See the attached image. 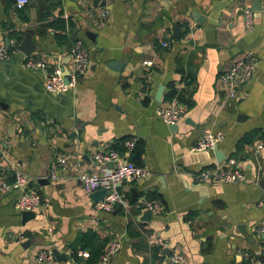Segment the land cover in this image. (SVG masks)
Returning <instances> with one entry per match:
<instances>
[{
  "label": "crops",
  "instance_id": "obj_1",
  "mask_svg": "<svg viewBox=\"0 0 264 264\" xmlns=\"http://www.w3.org/2000/svg\"><path fill=\"white\" fill-rule=\"evenodd\" d=\"M261 2L29 0L18 9L13 0H0L2 43L9 30L22 37L28 31L29 55L63 72L73 41L80 40L88 51L84 75L57 96L45 93L44 71L21 68L15 53L0 62V102L6 105L0 107V183L10 184L15 172L22 173L27 188L41 198L39 208L21 218L15 209L18 191L0 189V264H82L72 260L67 246L87 229L101 239L120 238L118 252L96 264H161L171 252L183 257L179 264H264L259 238L264 204H257L264 197L257 185L264 176V150L253 147L264 135V15L250 9ZM40 6H52L45 19L38 18ZM100 7L108 10L102 25ZM244 8L252 11L249 30ZM52 19L63 20L62 31L40 33ZM188 22L195 23L190 32ZM167 34L170 46L161 49L158 43ZM242 56L253 60V73L239 84L235 101L221 104L215 79ZM158 87L160 99L173 88L190 103L180 101L186 111L175 131L155 114ZM208 131L221 134L215 143L223 156L219 163L233 158L244 174L242 183L192 180L193 172L217 163L212 149L193 150ZM246 135L250 142H240ZM130 137L134 146L128 157L147 175L119 188L130 200L142 195L161 202L163 212L147 219L134 210L127 215L95 211L77 179L78 172L96 167L94 151L122 152ZM58 157L68 167L51 180L49 163ZM41 178L46 183H37ZM16 233L23 238L16 239ZM44 248H56L65 260L36 263L35 255Z\"/></svg>",
  "mask_w": 264,
  "mask_h": 264
},
{
  "label": "built area",
  "instance_id": "obj_2",
  "mask_svg": "<svg viewBox=\"0 0 264 264\" xmlns=\"http://www.w3.org/2000/svg\"><path fill=\"white\" fill-rule=\"evenodd\" d=\"M29 0H13L14 6L18 9L27 5ZM261 14L264 15V0L260 5ZM108 10L105 7L99 9L98 24L102 25L106 22ZM242 19L244 28L249 30L252 25V11L248 8L242 10ZM195 23L188 22L187 28L192 30ZM166 38L161 40L158 45L161 49H168L170 40ZM8 46L0 41V61H5L11 54H14L18 43L14 40H8ZM66 53L70 56V65L66 70V83L63 81V69L60 66L50 64L45 65V60L36 56H24L19 65L21 68L31 71L43 70V87L51 93H61L67 89H73L79 79L84 75L87 64L88 51L86 46L80 41H73L67 48ZM143 65H150V61H143ZM254 70V62L246 56L235 58L228 69L220 72L215 79L216 91L221 94V104L235 101L238 97L239 84L248 81ZM186 108L177 98V93L169 99H160L155 108L157 118L165 125L176 124L184 115ZM221 138L220 133L203 132L196 145L193 147L195 151L212 149L216 141ZM134 146V138L130 137L123 141L124 151L118 152L114 149L105 151H94L92 158L96 167L90 171H80L77 173V179L87 192L102 189L107 193L99 201L94 203V210L100 212H111L119 210L123 215H127L130 210L141 213L149 211L151 214H161L163 206L157 199H149L145 196H139L130 200L119 188L122 183H138L147 175V170L140 164H135L129 160V152ZM254 151L264 150V135L259 137L253 144ZM67 162L62 157H58L49 163V179L55 178V172L58 169H66ZM192 180L196 182L213 181L221 183H242L244 174L240 168L235 166V160L228 158L224 163H215L206 166L200 170L193 172ZM26 176L22 173L15 172L13 180L10 184L0 183V189L17 190L15 200V209L18 212L33 211L39 208L41 198L37 191L28 189L26 186ZM258 205L264 204V197L257 201ZM93 225H98V217L91 218ZM260 231L264 232L263 229ZM258 234V233H257ZM16 239H22V233L14 235ZM120 238L118 236H110L104 244L102 252L98 258L101 263L107 262L119 250ZM78 255L87 256L86 251H78ZM53 258L51 248H44L37 252L34 257L36 263H42ZM183 261V257L177 252L168 254L164 262L161 264H179ZM239 264V263H233Z\"/></svg>",
  "mask_w": 264,
  "mask_h": 264
},
{
  "label": "trees",
  "instance_id": "obj_3",
  "mask_svg": "<svg viewBox=\"0 0 264 264\" xmlns=\"http://www.w3.org/2000/svg\"><path fill=\"white\" fill-rule=\"evenodd\" d=\"M58 3V2H56ZM52 6H43L39 7V13L38 18L45 19L49 15V8ZM63 20L62 19H52L45 21L42 27V30H40V33H43L45 28H50L53 30H59L62 31L63 29ZM68 26H70V22H68ZM7 38L10 40H14L16 43H18L22 39V33L20 31L15 30H9L6 33ZM56 37L61 38V34H55ZM175 93H177V98L179 101H183L185 104L189 105V102H185V99H183V96L181 93L175 91L173 88H171L167 93L164 94L162 97L163 99H169L171 96H173ZM250 135H246L245 137H242L240 139V142L242 143H249ZM133 149V148H132ZM130 161H132L129 158ZM134 162V161H132ZM137 164L136 162H134ZM105 239L99 238L98 234L92 230H84L81 232H78L73 241L68 244L67 249L69 250V256L72 258V260L76 262L82 261V264H96L98 261V258L102 252V249L105 244ZM154 253L157 251V248H153ZM78 251H86L87 256L82 260L77 252Z\"/></svg>",
  "mask_w": 264,
  "mask_h": 264
},
{
  "label": "water",
  "instance_id": "obj_4",
  "mask_svg": "<svg viewBox=\"0 0 264 264\" xmlns=\"http://www.w3.org/2000/svg\"><path fill=\"white\" fill-rule=\"evenodd\" d=\"M97 0H93V2H96ZM251 10H260V4H257V5H253L251 8ZM31 34L28 32V31H25L24 34H23V37L22 39L20 40V42L18 43L16 49L17 51L15 52V57L17 59V64L19 65V62L20 60L24 57V56H28L32 50H33V45H32V41H31ZM8 38L7 37H4V41H3V44L5 46H8ZM2 62V61H0ZM5 62H8L5 60ZM63 81L64 83H66V75L67 73L66 72H63ZM45 93L47 95H55L57 96L58 94H61V93H51L47 90H45ZM161 92H162V87H158L155 94H154V100L155 101H159L160 100V96H161ZM0 107L2 109H6V105L1 103L0 102ZM237 117H239V115H237ZM185 122H188L189 120L187 118L184 119ZM19 125L22 127V123H19ZM176 127L177 125L176 124H172V125H168V128L171 130V131H175L176 130ZM212 150L214 152V156H215V160L217 163H219L222 159H223V156L222 154L219 152V150L216 148V145H214L212 147ZM47 180L45 179H38L37 180V183H42V182H45L46 183ZM257 185L258 187L261 189V191L264 193V176L262 178H260L258 181H257ZM106 191L105 190H102V189H98V190H94L92 192L89 193L88 197L90 198V200L92 201V203H95L97 201H99L100 199H102L105 195H106ZM32 215V212L31 211H24V212H21V218H24V217H27V216H31ZM150 216V212L149 211H143L142 212V218L144 219H147L148 217ZM242 232V231H241ZM259 238L264 240V232H260L259 233ZM52 249V253H53V258L60 261H64L65 260V255L64 253H61L59 252L56 248H51ZM165 254H168V252H165Z\"/></svg>",
  "mask_w": 264,
  "mask_h": 264
}]
</instances>
